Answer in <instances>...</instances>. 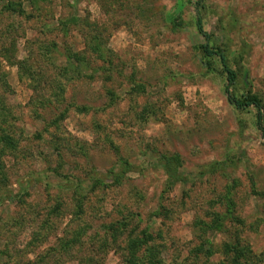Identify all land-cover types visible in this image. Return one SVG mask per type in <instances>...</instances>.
Returning <instances> with one entry per match:
<instances>
[{"label":"rangeland","instance_id":"1","mask_svg":"<svg viewBox=\"0 0 264 264\" xmlns=\"http://www.w3.org/2000/svg\"><path fill=\"white\" fill-rule=\"evenodd\" d=\"M9 1H20L31 17L6 12L7 0L0 2V72L8 87L0 94L21 140L12 152L0 143V264L34 262L58 250L78 225L102 264H121L118 254H126L114 245L96 252L102 240L109 248L113 233L129 231L149 241L140 256L155 247L163 264H232L237 240L252 250L248 264H264V132L255 108L239 111L227 102L220 61L202 52L205 45L225 50L238 74L231 93L264 103V0ZM197 9L209 40L195 27ZM92 38L102 42L89 45ZM42 39L57 44L39 63L44 103L52 104L34 111L29 80L16 64L28 55L25 40L35 41V52ZM75 52L81 73H64ZM53 81L65 91L50 90ZM174 155L181 181L172 186L156 161ZM123 160L132 171L115 185L108 171L120 172ZM74 185L79 193L67 190ZM58 203L57 218L49 211ZM216 216H225L221 230H207ZM110 225L105 240L97 235ZM200 234L214 253L194 263L189 250ZM67 258L63 253L59 264H79Z\"/></svg>","mask_w":264,"mask_h":264},{"label":"trees","instance_id":"2","mask_svg":"<svg viewBox=\"0 0 264 264\" xmlns=\"http://www.w3.org/2000/svg\"><path fill=\"white\" fill-rule=\"evenodd\" d=\"M1 1L3 0H0V2ZM27 1H29V3H32L34 5L44 0H27ZM3 7H4L3 9L6 12H13L19 16L22 15L24 17H31V15L23 14L24 12L21 8L22 3L20 1L7 0V2L3 4ZM201 20L202 19H201L200 10L197 9L195 27L197 31L206 38V40L207 39L209 40V35L203 31ZM74 21H75V18L67 26L68 27L72 26ZM46 32L51 33V31H46ZM93 41L95 42V44H99L100 42H102V39L92 38L89 41V45L93 44ZM34 44H35V41L33 40H25L24 47H25V50L27 51L28 57L26 56L24 59L17 62L16 65L18 68V73L22 75L23 77H26L29 80V83H30L29 85L32 91V97L30 99V102L33 103V108L35 111V110H39L47 106H50L52 104L51 102L48 104L44 103L45 96L41 88V84L43 83L41 74L43 72L42 65L46 64V61H48L47 55L52 52L51 49L53 50L55 49V46L57 44H56V41L52 42L51 39L39 40L37 42V48L35 52L33 50ZM102 48H103L102 52H104V53L101 52L102 55L104 54L107 55L110 53V49L107 48L106 46L105 47L103 46ZM5 52H6L5 48L4 49L0 48V53H1L0 55L5 54ZM202 52L204 53V58L209 59L211 57H217L218 60L220 61L222 71L225 74L226 81H227V85L225 86V94H226L227 102L231 106H233V108L239 111H244L248 109L249 107L255 108L257 111L256 126L261 132H264V103H263V100L251 94H247L243 97H236L230 91L231 88H234L238 85V74L237 72H235L233 69H231L228 66L227 64L228 60H227V55L225 53V50H222L221 48L213 49V48L208 47V45H205L202 47ZM75 55H77L76 52L74 53V56ZM74 56H71V55L68 56L66 66L62 69L64 73H68L69 70L75 73V75H79L81 73L82 70L80 71L78 65L76 64L79 58L75 56L74 59H71ZM5 59H8V58H5ZM30 59L38 60V63H37L38 67L33 68L34 64L32 66ZM41 60H42L41 62L42 65L39 64ZM74 66L76 67L73 68ZM105 74H108V73H105ZM48 88H50V90L56 89L59 92L65 91V87L62 86L61 83L54 82V81L51 83H48ZM0 89H4V90L8 89L5 83L4 77L1 76V72H0ZM110 99L112 100V98ZM55 101L58 106L61 105V103H63L64 101L62 95L60 94L59 98H57ZM78 109L81 110L82 108H78ZM66 111L67 110L65 109L64 111L60 112L57 115V118L59 120L62 119ZM11 119H15L14 113L12 112L11 108L7 104L5 98L0 94V130H1L0 143L5 144L6 147H9V151L12 152L19 148V142L21 140L19 139V134H17L18 132L15 131L16 129L14 128L13 130H11V128L9 127V123ZM56 120H55V123L57 124ZM11 126L14 127L13 124H11ZM3 129H5L4 132H3ZM38 138L40 139L41 137L38 135ZM0 155H3L2 150H0ZM163 159L166 161H163L162 157L158 158L156 161L157 163L156 165L164 173L166 177L165 183L167 184L169 183L170 185L173 186L177 182L181 181V178L177 175V172H176L177 168L179 167L178 156L177 155L169 156V157L165 156ZM123 161L127 169L123 170L124 165H121V168H119L120 172H115V169L113 168L108 171V174L111 175L112 181L115 185H119L121 183L125 173H127L128 171H132L131 166L129 167V164L125 160ZM99 182L100 181L98 179H95L93 186H95L96 184H99ZM67 190L68 191L72 190L74 192L79 193V190L75 185L72 186L71 188L67 187ZM82 191L83 190H81V194H83ZM82 197L83 196L80 195V198L76 199V208L73 213L75 214L74 215L75 219L77 217L79 219V217L82 215V207H83L82 201H81ZM49 213L50 215H53L58 218L62 213L61 204L58 203L55 207H53L52 210L50 209ZM224 218L225 216H216L212 225H205L204 227L207 228V230L212 229V230L219 231L221 230L222 220ZM130 221L131 220L126 219V224L122 223V225L126 226L130 223ZM199 224H202V223L198 222L194 224L193 228L194 227L197 228ZM77 228H78L77 230L72 231L71 236L66 235L67 237L61 238L58 240V242L60 241L59 242L60 246L58 250H57L58 247L55 246L56 248H52V250L51 249L47 250L44 254L36 256V259L34 260V262L26 261L21 264H47L45 263V259L51 258V257H55L56 258L55 264H59V257L62 256L63 253H65L66 256L68 257L67 259L71 261L79 262V264H102L101 262L103 261L104 257L98 256L99 254L97 256H90L94 252L91 248H89L88 240L84 239L85 234L82 232L83 230L81 229L80 225H78ZM111 228H112V225L108 226L105 232H102V234L98 233L97 235L102 237V239L105 240L108 234L107 231H109ZM201 231L200 233L205 232L204 229H201ZM39 236L40 237L38 238L40 241H43L44 238L46 239V234H41ZM42 236H44V238H42ZM198 237L200 240L198 239L199 244L196 247V249L189 250L190 257L192 256L191 259L192 261H194V263L196 262L198 255L203 254L209 258L214 253L212 246L210 242L208 241V239H206V237L203 239L201 234ZM111 239H112L110 242L111 245H109V248H105L104 246L105 241L103 242L102 240V243H101L102 247L99 246L98 248H96V252L107 253L105 252V250L110 249L112 245H114L113 247H116L115 249L126 252V254L124 255H123V252H120L118 254V257L121 260V264H163V260L161 258L154 257V254H155L154 252H156L155 247L150 246L143 250V252L147 251V256L145 255L146 258L144 257V255L143 256L139 255L138 253L139 247L141 248L142 244L149 243V241L148 240L142 241V240H139L138 238L132 237L131 231L127 232L126 235L124 233L123 237L122 236L114 237V233H113ZM224 248L227 251H229L227 245ZM117 250H114V252L117 253ZM230 253H232L231 254L232 255L231 259L233 260L232 264H248V259L250 258L251 260V255L253 254L249 245L246 243L244 244L242 240L236 241V244L234 245ZM252 258H253V255H252Z\"/></svg>","mask_w":264,"mask_h":264}]
</instances>
